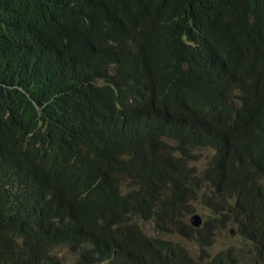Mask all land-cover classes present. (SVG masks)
<instances>
[{
	"label": "trees",
	"instance_id": "obj_1",
	"mask_svg": "<svg viewBox=\"0 0 264 264\" xmlns=\"http://www.w3.org/2000/svg\"><path fill=\"white\" fill-rule=\"evenodd\" d=\"M122 25H130L126 41L105 48ZM36 27L0 0V33ZM44 34L71 74L93 70L100 53L117 65L114 87L73 91L93 115L81 162L69 165L79 144L41 158L79 214L69 217L78 224L63 243L77 263L93 236L118 230L126 242L113 264H264V0H108L102 18ZM32 86L22 81L12 93ZM33 92L41 102V89ZM118 106L128 112L124 130L110 115ZM21 109L31 114L20 103L17 122L1 130L15 162L6 149L19 141ZM99 133L107 135L101 148L91 135ZM196 206L205 211L200 229L188 222ZM231 224L237 236L220 243ZM58 232L42 227L37 256ZM16 259L9 253L5 264Z\"/></svg>",
	"mask_w": 264,
	"mask_h": 264
},
{
	"label": "clouds",
	"instance_id": "obj_2",
	"mask_svg": "<svg viewBox=\"0 0 264 264\" xmlns=\"http://www.w3.org/2000/svg\"><path fill=\"white\" fill-rule=\"evenodd\" d=\"M10 2L19 15L36 20L38 27L9 35L0 33V264H5L9 253L15 259L22 256L13 264H78L71 248L63 243L78 224L77 220L71 221L69 217L77 218L79 214L73 203L54 184L51 167L42 159L65 146L79 144V150L69 158V165L81 162L80 154L89 134L86 130L92 125L93 115L92 109L77 98L73 91L101 81L114 87V82L118 80L117 65L114 60L100 53L93 70L80 76L71 74L59 60L61 55L46 45L44 30L64 23H71L73 31L79 30L85 19L94 22L102 18L108 0ZM129 30L130 25H122L112 31L108 37L113 36L114 41L105 48L122 45L129 36ZM95 47L101 48L98 43H95ZM238 47L242 48V45ZM87 50L88 47L83 46L81 52L86 56ZM73 64L77 69L78 62L73 60ZM22 81H32L33 86L26 95L16 97L12 90ZM35 87L42 91L41 102L35 99ZM20 103L26 104L31 114L21 109L25 119L17 127L19 141L6 149L13 150L15 160H18L15 162L5 153L6 141L1 130L17 122ZM110 115L124 130L128 112L118 106ZM91 135L96 137L100 148L105 144L107 135L104 133ZM14 141L12 137L10 142ZM27 167L29 171L24 173L23 169ZM195 215L202 218L200 227H195L190 221ZM188 222L193 228L200 229L205 222V214L196 210L188 216ZM45 226L59 232L56 241L48 240L43 253L37 256L36 238L42 234V227ZM228 228H231L229 239L235 238V226L231 224ZM125 242L126 236L118 230L104 238L93 236L81 264H113L114 249L124 246Z\"/></svg>",
	"mask_w": 264,
	"mask_h": 264
},
{
	"label": "rangeland",
	"instance_id": "obj_3",
	"mask_svg": "<svg viewBox=\"0 0 264 264\" xmlns=\"http://www.w3.org/2000/svg\"><path fill=\"white\" fill-rule=\"evenodd\" d=\"M204 156L207 157V156H210L211 155V151L210 150H207V151H204ZM196 210L201 213V214H205V211L203 209H201L200 207L196 206L195 207ZM145 231L147 233H152V228H151V225L150 224H144L143 225ZM231 228H228V230L224 233H222L220 236H219V242L220 243H225V244H228V239H229V236H228V233H229V230ZM184 244L190 249V251L195 254L196 253V247L193 243H189V242H184Z\"/></svg>",
	"mask_w": 264,
	"mask_h": 264
},
{
	"label": "water",
	"instance_id": "obj_4",
	"mask_svg": "<svg viewBox=\"0 0 264 264\" xmlns=\"http://www.w3.org/2000/svg\"><path fill=\"white\" fill-rule=\"evenodd\" d=\"M190 221L195 227H200L202 224V218L199 215L193 216ZM232 233L234 234V231Z\"/></svg>",
	"mask_w": 264,
	"mask_h": 264
}]
</instances>
